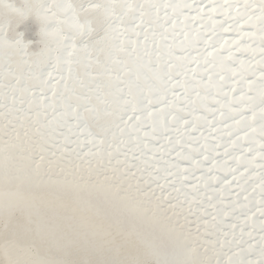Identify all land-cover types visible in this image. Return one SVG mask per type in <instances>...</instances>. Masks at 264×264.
Wrapping results in <instances>:
<instances>
[{"label": "snow or ice", "instance_id": "1", "mask_svg": "<svg viewBox=\"0 0 264 264\" xmlns=\"http://www.w3.org/2000/svg\"><path fill=\"white\" fill-rule=\"evenodd\" d=\"M0 188V264H264V0H0Z\"/></svg>", "mask_w": 264, "mask_h": 264}, {"label": "bare ground", "instance_id": "2", "mask_svg": "<svg viewBox=\"0 0 264 264\" xmlns=\"http://www.w3.org/2000/svg\"><path fill=\"white\" fill-rule=\"evenodd\" d=\"M84 2H87V0H84ZM17 195L23 196L25 198H29L30 199L32 196L37 195V194L36 193H29V192H20V193H17L15 190H5L3 188H0V202H2L5 199L6 196L9 197V198H12V197H15ZM39 195L44 196L45 194L44 193H41ZM36 203L38 205H40L41 207H43L44 205L49 204L50 201L47 200V199H45L43 201L37 200Z\"/></svg>", "mask_w": 264, "mask_h": 264}]
</instances>
